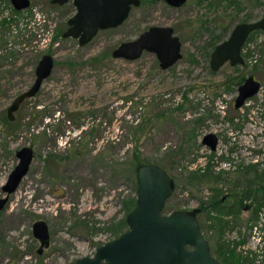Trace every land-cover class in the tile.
<instances>
[{
  "label": "rangeland",
  "instance_id": "rangeland-1",
  "mask_svg": "<svg viewBox=\"0 0 264 264\" xmlns=\"http://www.w3.org/2000/svg\"><path fill=\"white\" fill-rule=\"evenodd\" d=\"M73 12L71 1L32 0L14 12L10 0H0V196L16 150L32 145L35 153L0 208V264H72L125 231L136 204L135 151L173 177L165 213L197 206L220 185L237 194L248 185L252 207L235 217L246 227L225 228L223 238L245 264H264V31L248 39L243 65L225 62L216 71L209 65L214 44L236 22L263 16L264 0H141L121 24L99 29L83 45L54 38ZM153 24L171 25L180 37L182 56L173 65L161 68L148 50L135 59L112 55ZM43 53L55 60L51 73L9 120L7 106L32 84ZM250 73L259 89L235 107L237 79ZM209 131L219 137L215 150L202 143ZM209 163L215 168L209 173L228 170L226 179L201 176ZM207 215H199L206 224L218 216ZM37 219L49 229L42 252L32 233ZM205 234L225 259L218 228L205 226Z\"/></svg>",
  "mask_w": 264,
  "mask_h": 264
},
{
  "label": "water",
  "instance_id": "water-1",
  "mask_svg": "<svg viewBox=\"0 0 264 264\" xmlns=\"http://www.w3.org/2000/svg\"><path fill=\"white\" fill-rule=\"evenodd\" d=\"M64 3L68 0H53ZM140 0H72L75 11L67 19L63 36L74 37L78 43H87L99 29L121 24L129 14L132 5ZM179 5L185 0H167ZM15 8L29 6L30 0H11ZM255 29L264 30V15L234 25L229 35L217 43L210 53L209 64L217 69L224 62L243 63L241 48L248 34ZM144 50L155 52L160 66L167 68L181 56V40L171 25L153 24L129 40L121 41L113 50L115 57L135 59ZM54 58L43 53L35 67L32 84L18 93L7 107V116L14 118V112L28 97L34 96L43 80L51 73ZM260 82L252 74L238 86L234 105L240 107L244 101L259 89ZM203 142L214 148L217 134L209 131L203 135ZM32 145H23L16 150L18 161L2 184L4 196H0V208L8 200L24 175L28 172L34 157ZM137 192L136 204L127 213L128 228L120 235L101 243L93 255L78 257L72 264H222L210 251L208 240L203 236L199 221L193 210L173 209L163 211L166 199L174 189V180L169 172L158 163L141 162L135 169ZM32 233L39 239L40 247L49 243L48 224L37 219L32 224Z\"/></svg>",
  "mask_w": 264,
  "mask_h": 264
},
{
  "label": "flooded vegetation",
  "instance_id": "flooded-vegetation-1",
  "mask_svg": "<svg viewBox=\"0 0 264 264\" xmlns=\"http://www.w3.org/2000/svg\"><path fill=\"white\" fill-rule=\"evenodd\" d=\"M68 1H71L72 2V0H68ZM68 1H66V2H68ZM167 3H169L167 0H165ZM10 2H11V0H10ZM66 2H64V3H66ZM140 2H141V0L139 1V3L138 4H140ZM50 3H53L54 5H61V4H64V3H59V2H54L53 0H50ZM11 4H12V2H11ZM31 4H32V0H30V4H29V6H31ZM72 4H73V2H72ZM137 4V5H138ZM170 4V3H169ZM183 4V3H182ZM74 5V4H73ZM29 6H27V7H24V8H20V9H17V8H15L14 7V5L12 4V7H13V10H14V12H18L19 10H23V9H27ZM133 6H135V5H132L131 6V8L133 7ZM131 8H130V10H131ZM74 11H75V6H74ZM130 12V11H129ZM74 13V12H73ZM72 13V14H73ZM71 14V15H72ZM70 15V16H71ZM129 15V14H128ZM261 17V16H260ZM69 18V17H68ZM259 18V17H258ZM257 19V18H256ZM253 20V19H252ZM242 21H249V20H242ZM4 21H3V19H2V23H3ZM240 22V21H239ZM236 23H238V22H236ZM235 23V24H236ZM234 24V25H235ZM234 25H233V27H234ZM232 27V28H233ZM232 28H231V30H232ZM230 30V31H231ZM257 31H264L263 29H255V30H253V31H251L249 34H248V36H247V38L245 39V42L243 43V45H242V48H241V55L243 56V60H244V46H245V44L247 43V41H248V39L251 37V35L253 34V33H255V32H257ZM230 33V32H229ZM229 35V34H228ZM225 39V38H224ZM223 40V39H222ZM222 40H220V41H222ZM220 41H218V42H216L215 44H214V46H213V48H212V50L214 49V47H215V45L217 44V43H219ZM182 44V43H181ZM211 50V51H212ZM155 53V52H154ZM211 53V52H210ZM142 54V53H141ZM42 56V55H41ZM54 62H55V60H54ZM226 62H228V63H230L231 65H237V64H241V65H243L244 63H245V60L243 61V63H240V62H238V63H235V64H233V63H231L229 60L228 61H226ZM225 63V62H224ZM223 63V64H224ZM222 64V65H223ZM159 65H160V63H159ZM173 65V64H172ZM210 65V64H209ZM221 65V66H222ZM221 66H219L217 69H212L211 67V69L213 70V71H216V70H218ZM161 67V66H160ZM162 68V67H161ZM164 69V68H163ZM250 74H252V73H250ZM250 74H248L247 76H249ZM255 78H256V76L254 75V74H252ZM247 76H245V77H239L238 79H237V85L239 86L241 83H243V81L246 79V77ZM256 79H258V78H256ZM259 80V79H258ZM259 82H260V80H259ZM237 93H238V88H237ZM234 102H235V99H234ZM245 102V101H244ZM235 106V105H234ZM8 107V106H7ZM236 107V106H235ZM6 112H7V108H6ZM218 137V136H217ZM218 142H219V137H218ZM218 142H217V144H218ZM202 143L203 144H205V145H208V144H206L205 142H203V138H202ZM217 144H216V146L214 147V148H212V147H210L209 145V148L211 149V150H215L216 148H217ZM208 166V168L206 167V168H203V172H205V173H207V174H205V173H203V174H201V176H203V177H205V178H208V180H209V178H210V175H212L211 173H214V172H217V171H214V172H211V173H209L210 172V170H212L209 166H211V167H213L214 168V164H212V163H209V165H207ZM215 169V168H214ZM239 169H241V166L239 167ZM228 170H222L221 172H217V173H214L213 174V177L215 178V180L216 181H219L220 179H226L225 178V176H223L222 175V172H227ZM212 177V176H211ZM204 178V179H205ZM245 188L244 189H242L241 191H238L239 193L237 194L236 192L235 193H230L229 191H224V189H223V186L222 185H220V187H217L216 188V194L214 195V196H212L211 195V197L209 196V197H207L206 199H202L201 200V202L197 205V206H195V207H192V208H189V209H187V210H193L194 212H195V214H196V216H197V219H198V221H199V227H200V230H201V233L203 234V236L208 240V242H209V245H210V241H209V239L207 238V236H206V234H205V226H206V229H207V227L208 226H215V227H217L218 228V230H219V233L221 234V236H220V238L218 239V246H217V249L220 251V252H222V256L225 254V259L223 258H221L220 256H216L215 254H214V252L212 251V248H211V245H210V251H211V253H212V255L217 259V260H219L222 264H245L248 260H247V258L243 255V254H241L239 251H237V249H236V245H235V243H234V246H233V244L230 242V248H227V246H229V242L227 241V239H225V238H223V234H224V229L225 228H227V230L229 229V227H246V221L244 222V224L243 225H241V224H235V217L237 216V214H240V211H242V210H248V209H251V207H252V205H251V200H250V197H249V199L247 200V197L250 195V193H251V190L248 188V185H245L244 186ZM249 187H250V185H249ZM7 203V202H6ZM5 203V204H6ZM4 204V205H5ZM164 208V207H163ZM181 209H185V208H181ZM205 213V214H208L207 216H211L210 214L211 213H214V214H216V215H218L217 217H214L215 219H214V221H210V220H208L210 223H208V224H206L205 222H202L201 221V219H200V217H199V215L201 214V213ZM221 215V216H220ZM220 228V229H219ZM219 240L221 241L220 243H219ZM107 241V240H106ZM228 242V243H227ZM240 242H242V239H240ZM104 243V242H103ZM48 245H49V243H48ZM48 245H45V246H42L41 247V249L39 250V248H38V252H42L43 251V249H44V247H46V246H48ZM40 246V245H39ZM226 246V247H225ZM225 247V248H224ZM225 249H226V251H225Z\"/></svg>",
  "mask_w": 264,
  "mask_h": 264
},
{
  "label": "trees",
  "instance_id": "trees-1",
  "mask_svg": "<svg viewBox=\"0 0 264 264\" xmlns=\"http://www.w3.org/2000/svg\"><path fill=\"white\" fill-rule=\"evenodd\" d=\"M50 1V0H49ZM3 23H5L6 22V19H3ZM63 30L64 29H60L59 31H58V33H56L55 34V36H54V38H56L57 36H63ZM65 37V36H64ZM92 59H97V57H93ZM8 117V116H7ZM9 119V118H8ZM10 120V119H9ZM11 122V121H10ZM135 131H136V129H135ZM137 151H135L133 154H132V158H133V166H134V169H136V167H137V165L139 164V163H141V162H143L144 160H143V158L142 157H140V156H138L137 155V153H136ZM50 155V158H51V160H57V158H56V156L54 155V154H49ZM256 191H259L258 189H255L254 188V192H256Z\"/></svg>",
  "mask_w": 264,
  "mask_h": 264
}]
</instances>
